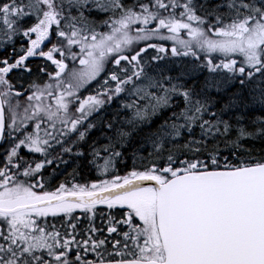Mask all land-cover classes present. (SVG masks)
I'll return each mask as SVG.
<instances>
[{
  "label": "snow or ice",
  "instance_id": "snow-or-ice-1",
  "mask_svg": "<svg viewBox=\"0 0 264 264\" xmlns=\"http://www.w3.org/2000/svg\"><path fill=\"white\" fill-rule=\"evenodd\" d=\"M0 264H264V0H0Z\"/></svg>",
  "mask_w": 264,
  "mask_h": 264
},
{
  "label": "trees",
  "instance_id": "trees-1",
  "mask_svg": "<svg viewBox=\"0 0 264 264\" xmlns=\"http://www.w3.org/2000/svg\"><path fill=\"white\" fill-rule=\"evenodd\" d=\"M69 171H71V169H69ZM88 178L91 179V178H93V177L89 176Z\"/></svg>",
  "mask_w": 264,
  "mask_h": 264
}]
</instances>
